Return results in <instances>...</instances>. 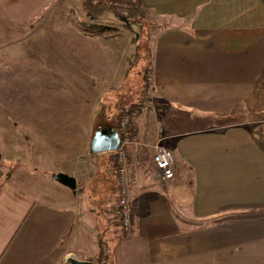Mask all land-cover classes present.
<instances>
[{
	"label": "crops",
	"instance_id": "crops-1",
	"mask_svg": "<svg viewBox=\"0 0 264 264\" xmlns=\"http://www.w3.org/2000/svg\"><path fill=\"white\" fill-rule=\"evenodd\" d=\"M70 1L0 0V264H100L101 244L113 264H264V0H122L145 12L141 47L124 24H79ZM146 70L139 137L161 140L176 174L129 151L127 235L114 154L91 142L119 132Z\"/></svg>",
	"mask_w": 264,
	"mask_h": 264
},
{
	"label": "built area",
	"instance_id": "built-area-1",
	"mask_svg": "<svg viewBox=\"0 0 264 264\" xmlns=\"http://www.w3.org/2000/svg\"><path fill=\"white\" fill-rule=\"evenodd\" d=\"M109 5L115 6L121 13L127 14L126 2L122 0H106ZM152 76L145 80L143 94L139 100L123 107L119 120L118 129L121 142L116 150H113L116 168L115 177L117 183V197L112 209V216L123 231L129 235L132 233V204L131 190L137 182V174L131 166L128 155L129 151L139 152L141 147L153 148V161L156 168V176L160 181H168L175 177V156L161 140L144 142L140 139L137 129V119L152 107L153 85Z\"/></svg>",
	"mask_w": 264,
	"mask_h": 264
},
{
	"label": "rangeland",
	"instance_id": "rangeland-1",
	"mask_svg": "<svg viewBox=\"0 0 264 264\" xmlns=\"http://www.w3.org/2000/svg\"><path fill=\"white\" fill-rule=\"evenodd\" d=\"M70 2H71V6L70 7L72 9V14L74 16H76L77 22L79 24L81 23L83 26L87 25V26H90L92 29H95V30H98L100 28H103V29H105L106 33L110 35V34L116 33L118 31V29H120V27L108 26L107 25L108 22L117 23L116 24L117 26H123V24H124L123 23L124 20H122V22H121V19H120L121 17L120 16H119L120 17L119 18L117 16V14H115L112 11H109V10H105L102 13H99L98 15L94 13L93 14L94 19L93 18H90V20H89V19H87L88 18L87 17V14L90 13L89 12V6L86 4V1L85 0H71ZM127 14H128V11H127ZM127 14L121 13V15H123V16H127ZM144 32L145 31H143V33ZM135 39L133 38V40H135ZM146 39L147 38L144 37V35H142L140 38L137 39L140 47L142 45H144V43L146 42ZM109 45L110 46L112 45V46H115V47H119V51L122 52V54L125 55V56H128V55H131L132 54V48H133V46L132 45H129V43L127 42V40H120V41H117V43H112V44L110 43ZM142 52H144V51L141 50V53ZM144 83H145V81H144ZM142 94H143V91H142ZM141 96H140V98H141ZM102 104H103V102L100 104V106L98 108H100ZM149 142L152 143V141H149ZM150 146H151V144H150ZM150 146H146L145 148H147L148 150H150V152L152 150V153H153V148L150 147ZM16 151L20 152V149H18ZM18 165L19 164H17V163L16 164H13L12 163L11 164V167L12 168H15Z\"/></svg>",
	"mask_w": 264,
	"mask_h": 264
},
{
	"label": "trees",
	"instance_id": "trees-1",
	"mask_svg": "<svg viewBox=\"0 0 264 264\" xmlns=\"http://www.w3.org/2000/svg\"><path fill=\"white\" fill-rule=\"evenodd\" d=\"M85 1H86V4L89 6V12H90L87 14V17H88L87 19L89 20L90 18L94 19V16H93L94 13L98 15L99 13H102L105 10L112 11L124 19V22H123L124 25L134 32L135 34L134 39L136 38L134 42L138 43L137 39L143 35V30H144L141 20H144L145 12L141 6L135 3H127L128 4L127 6L128 14L127 16H123L121 15L120 10H118L115 6H112L106 3V0L104 1L85 0ZM149 75H151L150 70H146L145 80H147V77ZM130 159L131 157L129 156L128 160ZM10 174L11 173L9 172L6 175V179L9 178ZM100 247L101 249H100V255H99V263L100 264H113L111 254L107 251L104 244H101Z\"/></svg>",
	"mask_w": 264,
	"mask_h": 264
},
{
	"label": "water",
	"instance_id": "water-1",
	"mask_svg": "<svg viewBox=\"0 0 264 264\" xmlns=\"http://www.w3.org/2000/svg\"><path fill=\"white\" fill-rule=\"evenodd\" d=\"M120 142L121 135L113 127L100 128L93 135L91 150L94 153L102 151H113L119 147ZM67 183L71 186H74L73 179L68 180ZM69 261L72 264H97L94 261L78 260L76 258H70Z\"/></svg>",
	"mask_w": 264,
	"mask_h": 264
}]
</instances>
